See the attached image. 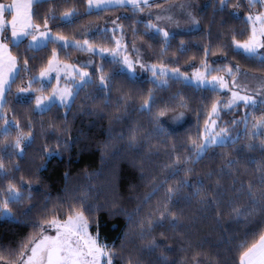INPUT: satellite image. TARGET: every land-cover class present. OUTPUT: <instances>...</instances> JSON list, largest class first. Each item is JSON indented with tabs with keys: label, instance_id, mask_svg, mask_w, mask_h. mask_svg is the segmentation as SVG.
I'll return each instance as SVG.
<instances>
[{
	"label": "trees",
	"instance_id": "trees-1",
	"mask_svg": "<svg viewBox=\"0 0 264 264\" xmlns=\"http://www.w3.org/2000/svg\"><path fill=\"white\" fill-rule=\"evenodd\" d=\"M173 1L182 0H155L141 9ZM206 1L207 5L197 14L199 29L171 35L167 44L162 34L147 28L139 19L140 10L132 7L88 12L87 0H42L34 6L33 22L45 27L47 21L52 33L78 39L86 25L104 27L116 18L119 29H100L87 38L88 42L114 50L121 36L129 49L135 41L143 43L156 65L182 68L191 63L198 67L206 63L219 70L211 71L210 78L225 75L229 67L234 74L240 68L249 75L264 78L261 58L250 57L233 44V39L240 43L249 39L252 26L247 17L257 8V13H261L262 5L249 6L248 0H230L221 11L219 0ZM236 4L239 6L234 7ZM73 11L72 20L64 21V14ZM54 51L63 63L72 62L81 52L56 42L38 49L30 47L27 40L19 46L11 44L18 72L0 111L3 117L0 131L5 127V119L12 125L7 140L0 135V158L24 199L19 204H9L10 216L0 215V255L5 260L15 259L20 244L39 232L33 225L42 223L47 213L57 209V215L64 219L69 205L79 207L83 203L94 208L90 230L95 235L98 231L100 242L116 253L113 264H128L129 260L132 264H164V258L166 264L197 261L239 264L243 249L238 246L246 241L250 245L252 231L258 224L264 226V215L259 212L247 221L238 219L232 212L233 207L242 211L251 207L246 195L250 183L257 195L260 192L257 166L264 155L259 150L248 152L245 148L249 139L244 134L243 119L247 116L250 132L253 117L264 116V106L245 108L241 102L231 109H220L219 118L215 117L216 132L226 128L230 139L223 146H212L198 162L187 165L192 169L187 179L193 187L182 190L167 203L168 211L179 218L180 226L174 230L171 216L160 220L165 211L166 188L175 183L167 166L177 155L182 160L190 157L195 161L191 142L203 134L211 105L224 103L228 96L219 90L197 88L182 79L170 78L167 84L159 85L150 77L131 75L122 63L115 64L109 57L96 55V70L91 74L94 85L84 87L68 108L57 106L51 111L37 112L35 96L40 93L41 83L35 78L48 66ZM102 74L112 78L109 89L103 93L96 87ZM33 79L31 89L21 92ZM53 85L44 91H50ZM149 95L154 98L151 113L141 110ZM182 104L186 107H181ZM161 110H166L165 115L184 111L188 121L176 130L162 123L166 135L161 134L153 119ZM17 124L19 131L25 134L31 131L33 137L23 158L16 156L12 148L4 150L5 144L13 143L19 134ZM133 136L136 142L130 143ZM237 136L239 140L233 144L231 139ZM229 158L241 161L231 172L225 166ZM249 159L257 164L248 163ZM16 165L19 171L14 170ZM166 177L168 184H162ZM183 177L181 172L176 179ZM9 179L0 175V200L6 198L4 190ZM198 181H203L202 188ZM197 188H201L208 201L217 200V203H201V197L193 195ZM28 209L30 213L24 215ZM160 224L164 226L159 227ZM152 241L157 247L150 251Z\"/></svg>",
	"mask_w": 264,
	"mask_h": 264
},
{
	"label": "snow or ice",
	"instance_id": "snow-or-ice-1",
	"mask_svg": "<svg viewBox=\"0 0 264 264\" xmlns=\"http://www.w3.org/2000/svg\"><path fill=\"white\" fill-rule=\"evenodd\" d=\"M42 2V0H11V3L5 4L0 3V101L3 100L4 93L9 91L11 88V82L15 81V76L10 74L14 71L16 65V59L8 53L7 44L4 42L9 39L7 33L10 30L11 32V41L15 45L19 46L23 38L31 36L33 45L39 46L43 41L48 40L49 42H55L56 40L65 41L64 47L70 46L66 38L63 36L53 37L49 40V33L47 31L40 32L39 26L33 22V18L36 15L34 12V6ZM230 0H219L220 10L223 11ZM256 3L264 6V0H248L249 6H254ZM111 4H131L133 8H141V6H150L149 0H87V5L89 9H101L103 10L108 5ZM238 7L239 5H233ZM10 16V19L7 16ZM75 15V12H66L64 16L66 18H71ZM191 16V14L189 13ZM157 19H160L158 16ZM171 19V17H168ZM248 23L251 24V35L248 40L243 43H240L233 39V44L235 48L242 49L245 54L250 57L260 56L262 62H264V54L259 52V49H264V13L258 14L256 16L249 15L247 17ZM192 24H198V21L192 17ZM47 27V21H45V28ZM149 29H155L157 33L162 34L165 44L170 40V34L167 31H164L162 28H159L156 25L148 24L146 25ZM39 33V36L36 35ZM117 48L114 50L101 49L100 54L103 56L105 51H108L112 56V63L120 64L122 63L128 69L129 73L135 72V63L130 60L127 56H124L122 60L117 59L121 55L120 52V41H116ZM85 45H88V41H84L83 45L79 42L75 43V47L79 48L81 51H95L91 46H88L85 49ZM207 55V50L205 52ZM55 51L53 52V60L49 61V68L41 72V76L44 77L48 72L52 71L55 66ZM27 61H25V64ZM68 67V66H65ZM141 68L144 67L143 64L140 65ZM205 71L197 72L193 77H186L185 79L189 82L195 80V86L199 87H210L212 90H216L217 86L219 88H228V83L223 76H211V79L208 77L211 75V71H219L216 69H209L208 65L205 63ZM148 70L152 71L153 75L156 76V66H152ZM179 77V70H174ZM227 75L232 76V87H238V84L235 80V75L231 67L226 69ZM236 72H239V68H236ZM167 71L164 68H161L159 76H167ZM81 83L75 85L74 87H64V88H54L49 95H36L35 96V106L36 110L41 113L45 111H51L52 108L57 106H62L65 108L70 107L74 103L75 98L79 95V92L88 86L95 84V81L89 77L87 72L79 73ZM87 77V79H85ZM58 78V77H57ZM112 78L101 75L99 77V84L96 85L99 92H106L111 84ZM167 83V81H164ZM32 82L30 81L27 89H20L21 92L31 89ZM42 93L44 88L39 89ZM256 95L264 96V93L257 92ZM30 100L31 97H28ZM239 102H243L245 108L256 109L258 106H264V98L260 101H257L253 96L250 95H240L238 92L233 91L231 99L224 105V107L231 109L234 106H238ZM154 103V98L149 95V98L146 99L141 107V110L148 111L151 113L152 104ZM2 107V104H0ZM181 107H186V105H181ZM220 105L219 103H213L211 105V111L208 113V119L205 121L204 132L197 140L191 142L190 151L195 156V161L190 157L184 158L183 160L179 155L176 156L175 160L172 161L167 167L171 169L169 177H171L175 183L169 185L165 191V211L161 213L160 220H164L166 215L171 216L172 219L170 224L175 230L179 228V218L176 217L173 213L168 211L167 203H170L174 197L186 189L193 187L189 182L187 177L192 173V169L187 167L190 163L198 162L204 155L207 154L208 150L213 145L223 146L229 139L228 129L221 128L219 132H215L216 119L213 117L219 118ZM166 114V110H161L156 113L153 119L156 121L157 128L156 130L165 134V129L162 125L160 117ZM184 113L181 111L175 115L172 119L174 121H179L183 118ZM3 118V117H0ZM254 123L251 125V131L248 130V118L247 116L243 119L245 124V136L248 137L249 142L245 145V148L248 152H255L259 150L262 155H264V116L259 119L253 117ZM233 125L237 121H232ZM11 122L5 119V127L0 131V135L7 137L10 135ZM19 134L16 136L15 140L11 144H5L4 150L7 152L8 148H12L14 154L18 157L23 158L26 150L33 143V137L31 131L27 134L19 131L20 126L15 125ZM239 136L231 139L233 144L237 143ZM256 141H259L257 143ZM136 137L133 136L130 138V143H135ZM67 146V145H65ZM172 151L175 152L176 148L173 146ZM240 159L229 158L226 162V167L229 169V172L232 171L235 165L240 164ZM248 163L257 164L255 160H248ZM183 165V166H182ZM15 171H19V166H15ZM257 170L260 172L259 176V185L261 186L259 195L254 191L253 185L250 183L247 187L246 195L249 198L251 207L247 211H242L239 207H233L232 212L236 215L238 219L243 218L245 221L249 220L251 217L255 216L258 212L261 215H264V160L260 161L257 166ZM184 173L182 179H176L180 176V173ZM9 168L6 167L2 158H0V175L5 179H9L8 176ZM67 176V174H65ZM211 174H209L210 178ZM23 181V177H21ZM203 186V181H198ZM162 184H168V177ZM243 186L241 185V188ZM201 188H197L193 193L194 196L201 197V203L210 204L217 203V200L208 201L207 197L202 195ZM156 191V190H154ZM233 191L237 190L233 188ZM5 197L0 200V215H11V209L9 204L11 203H21L24 199L23 193L20 188L17 187L9 179L7 188L4 190ZM217 195H219L217 193ZM29 199L31 197L29 196ZM31 209L25 211L24 215H28ZM59 210L54 209L50 213H47L43 219L42 223L33 225L34 228H38L39 232L20 244L19 249L15 259L5 260L3 255H0V264H113V260L116 256V253L110 251L108 246L102 244L99 240V232L97 231L96 235H92L89 231L90 228V217L94 213V208L92 205H85L81 203L79 207H74L69 205L67 210L66 218L61 219L57 212ZM87 213V215L85 214ZM48 215L52 218L48 219ZM163 224H160L159 227H163ZM143 228L144 225L141 224ZM148 227H152L151 221L148 222ZM49 230L55 232V235L48 234ZM252 231V230H250ZM253 242L249 245L247 241L239 245L240 251L239 255V264H264V226L257 225V229L252 231ZM157 247L155 241H152L149 246V250H155ZM195 259V257H193ZM167 258H164V264H166ZM128 264H132L131 260L128 261ZM199 264V261H197Z\"/></svg>",
	"mask_w": 264,
	"mask_h": 264
},
{
	"label": "rangeland",
	"instance_id": "rangeland-1",
	"mask_svg": "<svg viewBox=\"0 0 264 264\" xmlns=\"http://www.w3.org/2000/svg\"><path fill=\"white\" fill-rule=\"evenodd\" d=\"M154 1L155 0H149V5L152 4ZM0 3L8 4V3H11V0H0ZM206 5H207L206 0H182V1H173V2L160 5V6H156V7H151L146 10H142L141 8H134V9L140 10L141 13H140L139 19L145 22L146 25L148 24L156 25L159 28H162L164 31H167L171 36L175 34L191 33V32L198 30L200 27V23H199L197 14ZM115 7H132L133 8L131 4H124V5L111 4V5H108L104 9L115 8ZM262 7H263V10L261 13H264V6ZM258 9L259 8L255 9L256 12H254L251 15L256 16L258 14H261V13H257ZM100 10L101 9H95V8L89 9L88 8V12L100 11ZM189 13L191 14V16L189 15ZM158 16L160 17V19H157ZM168 17H171V19H168ZM192 17H194L198 21V24L191 23ZM7 18L10 19V16H7ZM72 18L73 16L71 18H66L65 16L63 17L64 21L66 22L71 21ZM39 29H40V32L47 31L49 33V40H51V38L53 37L60 36V35L52 33V31L48 29L47 27L46 28L39 27ZM100 29H110V30L119 29V22L116 18H114V19L109 20V24H107L104 27H100L99 25H94V24L93 25L88 24L84 27L78 39L66 38V40L69 43V45L72 47H75L74 45L76 42H79L80 44L83 45V42L85 40L88 41L87 38L90 35L94 34V32H98ZM152 30L155 31V29H152ZM7 35L9 39L4 42L7 44L8 53L13 57L11 53V44H14V43H12L11 41L10 30L8 31ZM36 35L39 36V33H36ZM26 40L28 41L29 45L32 43L31 36L23 38L22 41H26ZM117 41H120V52H121V55L118 56L117 59L122 60L124 56H127L133 62L138 61L137 63H135V72L130 73V74L133 76H139V77H150L151 79H154L155 81H157L159 85L167 84V83H164V81H168V79L170 78L182 79L189 84L195 85V80H192L191 82H189L185 78L193 77L195 73L205 71V67H204L205 65L198 67L196 66L195 63H191L182 68L172 67L169 64L156 65L151 61L149 52L143 43L135 41L132 43V46L129 49L127 44H125V41L122 39L121 36L119 37V39H117ZM55 42L59 46L64 47L65 41L56 40ZM48 43L49 41L46 40V41H43L42 44L39 46L33 45L31 47L38 49L40 47L45 46ZM88 46H91L95 51H87V50L81 51L79 48L76 47L81 52L78 53L75 56L74 60L70 63L60 62L56 54L55 55V66L53 70L48 72L46 76L44 77L41 76V72L49 68V64H48V66L45 69H43L38 74V76L35 78L40 81L41 88H46L52 83H54V85L50 91L48 92L43 91L42 93L40 92L37 95H49L52 92V90L57 87L64 88V87H74L75 85H79L81 83L79 73L87 72L89 74V77H91L92 72L96 70V55L101 56L100 50L106 49V48L92 45L88 42V45H85V49H87ZM237 50L243 52L242 49H237ZM259 52L261 54H264V49H259ZM103 56L109 57L112 59V56L108 51H105ZM258 57L261 58L260 56ZM53 59L54 58H52L51 60ZM141 64L144 65L143 68L140 67ZM65 66H68V67H65ZM152 66H156V72H157L156 76L153 75L152 71L148 70ZM208 67L209 69H213L212 66H208ZM161 68H164L167 71L168 73L167 76H159V72ZM176 69L179 70L178 78H177V74L174 71ZM124 70L128 72V69L126 68V66H124ZM17 72H18V65L16 62L15 69L10 74V77H9L10 82H11V76H16ZM233 73H234V70H233ZM234 75L236 76L235 80H236V83L238 84V87L236 88L232 87V80H233L232 76L227 75V73L225 75H218V76H223L226 82L228 83V88L221 89L219 88V86H217V89H216L228 96V99L224 103L219 104L220 109L226 108L224 107V105L227 104V102L231 99V95L233 91L238 92L240 95L253 96L257 101H260L262 98H264V96L256 95L257 92L264 93V78L249 75L248 73L241 70L240 68H239V72L238 73L235 72ZM248 77L250 78V80L247 81ZM208 78L211 79L210 77ZM257 78L260 79L261 81H258ZM35 79L29 80L28 84L30 81L33 82ZM85 79H87V77ZM204 88H210V87H204ZM7 92L8 91L4 93L3 100L0 101V104H2V106L5 102ZM1 108L2 107H0V111H1ZM35 110H36V106H35ZM36 111L40 112L38 110ZM179 112L181 111L163 116L161 119L162 123L173 130L182 128L185 125V123L188 121V115L184 111H182L184 113L183 118L179 121H174L172 118L175 115H177ZM213 118L215 119V117ZM214 131L216 132V127ZM89 231L92 235H95L91 232L90 228H89ZM48 234L55 235V232L52 230H49Z\"/></svg>",
	"mask_w": 264,
	"mask_h": 264
},
{
	"label": "crops",
	"instance_id": "crops-1",
	"mask_svg": "<svg viewBox=\"0 0 264 264\" xmlns=\"http://www.w3.org/2000/svg\"><path fill=\"white\" fill-rule=\"evenodd\" d=\"M236 76H237V74H236ZM236 76H235V77H236ZM248 80H250V78H249V77H248L247 81H248Z\"/></svg>",
	"mask_w": 264,
	"mask_h": 264
}]
</instances>
